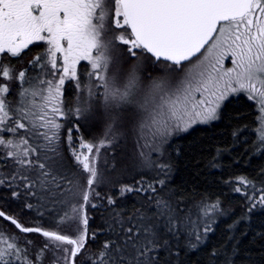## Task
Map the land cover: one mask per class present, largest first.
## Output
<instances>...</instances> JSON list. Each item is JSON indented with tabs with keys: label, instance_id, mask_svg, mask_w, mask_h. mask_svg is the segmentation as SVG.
I'll list each match as a JSON object with an SVG mask.
<instances>
[{
	"label": "snow or ice",
	"instance_id": "6c2138e0",
	"mask_svg": "<svg viewBox=\"0 0 264 264\" xmlns=\"http://www.w3.org/2000/svg\"><path fill=\"white\" fill-rule=\"evenodd\" d=\"M38 42L46 50L30 64L43 62L51 79L36 78L24 87L26 71L16 72L0 60V159L13 167L0 185L7 181L8 187L23 189L39 208H58L62 215L57 229L68 231L27 227L3 211L0 217L21 233L41 235L46 242L40 252L52 251V264H81L78 257L89 239H95V233L89 236L87 209L98 207L93 198L103 199L95 187L100 153L112 149L114 156L121 137L135 134L134 148H142L145 138L165 142L194 125L216 121L225 102L244 93L259 105L258 139L264 144V0H0V56L19 57ZM226 58L231 67L225 66ZM82 61L90 65L88 76L95 82L86 99L77 71ZM13 81L20 86L14 101L8 99ZM66 82H75L80 94L77 120L103 127L98 144L81 138L79 148L68 129L71 164L60 137ZM137 185L121 184L119 195L151 191L147 204L127 220L117 214L108 238L84 264H172L162 254L171 257L180 240L195 252L212 231L206 225L202 235L195 227L192 207L208 216L218 204L190 207L164 180L156 181L159 188H145L142 181ZM12 195L19 197L20 192L13 190ZM248 199L249 212L264 208V195ZM107 204H116L114 195ZM36 259L42 260L39 253ZM0 264L34 262L12 236L0 233Z\"/></svg>",
	"mask_w": 264,
	"mask_h": 264
},
{
	"label": "trees",
	"instance_id": "16d2710c",
	"mask_svg": "<svg viewBox=\"0 0 264 264\" xmlns=\"http://www.w3.org/2000/svg\"><path fill=\"white\" fill-rule=\"evenodd\" d=\"M44 51L40 44L30 45L23 50L21 55L16 58L1 56L5 64L12 65L16 72L25 70L27 76L36 77L42 74L45 67L43 62L33 66L30 61ZM43 69V70H42ZM87 66L83 63L78 68L81 83L90 87L89 77H87ZM29 78V77H28ZM32 80V79H31ZM31 80L29 82H31ZM28 82V81H27ZM27 84V83H26ZM17 90L19 85H16ZM17 93V91H16ZM86 99V94L84 92ZM62 100L66 116L62 127L63 143L61 147L63 154L71 164L72 158L67 151L68 129L71 128L72 137L75 140L82 138L89 143H95L103 138L99 131L93 127L88 128L84 119L77 120L73 116L74 108L78 107L80 94L77 91L75 82H67L62 89ZM72 111H69V110ZM256 126V112L250 102L242 97L232 100L225 104L221 111L219 121L210 126L197 127L173 140L171 146L167 148V158L162 161L168 165L167 189L182 194L189 206L198 202H218L223 209L230 211L228 216L220 219L208 233L204 242L193 252L184 248V240H180L173 250V255L169 257L162 254L165 259H171L172 264H226L235 261V264H264V212L247 213L241 205L244 203L242 196L235 194L231 182L234 178H246L254 185H264V151L259 152L254 129ZM77 127L79 131H77ZM95 129V130H93ZM69 149V148H68ZM112 154L109 151L100 153L99 169L100 182L96 190L103 199L93 198L97 208L88 207L89 217L88 232L91 237L95 233V239H89L84 253L78 257L81 264L87 260L102 246L107 239L109 224L112 219L119 214L125 220L136 215L137 209L145 205V197L139 198L138 193L134 197L118 196L116 187L121 184H133L142 175H133V170L118 169L117 174L108 172V165ZM13 167L10 161L0 159V179L10 176ZM76 172L73 167L69 172ZM119 175V180L115 177ZM132 176V177H129ZM164 180V176L160 177ZM13 190L20 192L19 197H13ZM114 195L115 205L107 204V197ZM147 202V201H146ZM27 203H32L33 208L28 209ZM0 211L7 216L15 217L21 224L27 227L40 226L47 230H59L64 233L68 229L60 226L57 229L59 215L58 208L48 205L39 208L35 199L26 197L23 189H16L0 185ZM40 213H43L41 215ZM0 233L12 236L19 244L22 252L34 262V264H52L53 252L46 251L41 253L45 239L37 233H21L14 225L0 217ZM31 241V243H29ZM184 248L183 251H176ZM217 251L219 257L213 258L211 253ZM38 253L42 260H37Z\"/></svg>",
	"mask_w": 264,
	"mask_h": 264
},
{
	"label": "rangeland",
	"instance_id": "374dc122",
	"mask_svg": "<svg viewBox=\"0 0 264 264\" xmlns=\"http://www.w3.org/2000/svg\"><path fill=\"white\" fill-rule=\"evenodd\" d=\"M35 44L42 45L44 47V51L42 53L45 52L47 46L43 42H38ZM0 60H1V56H0ZM81 63H83L87 66L88 72L91 70L90 65H88V63L86 61H82ZM80 64L77 66V71H78V68L80 67ZM225 66L231 67L230 58H226ZM125 68H127V65L125 66ZM49 71H50V69L45 67V69L43 70V73L38 74L35 78L31 77V75L29 74L27 76V81L29 82L31 79L34 80L36 78L51 79L52 77L47 75V73ZM88 72H87V77H89ZM156 74L157 73H155V72L153 73V75H156ZM89 81H90L89 83L91 84V86L95 83L90 78H89ZM28 82H26L27 84L24 83L23 86L28 87L29 86ZM16 85H18V84L15 81H13L12 87H11V92L8 95L9 100L14 101V100L18 99V97L16 95L17 94L16 91L18 92L19 89L17 90ZM84 92H85L86 97H87V89L86 88H85ZM83 96L85 97L84 93H83ZM239 97H242L244 100L250 102L254 108V111L256 112V126L254 129V133H255L256 143H257V146L259 149L258 153H261L262 151H264V144L260 143V141L258 139V131L260 128V121L258 119L260 116L259 105L255 101L248 100L247 95L244 93H240V94L231 96L229 98V100L225 102V104H227L228 102H230L232 100L234 101ZM79 105H80V100L78 101V106ZM74 111H75V108H74ZM73 116H75L74 113H73ZM219 118L216 121L210 122L209 124L194 125L191 129H189L188 132L176 133L173 136L169 137L165 142H154L151 139L145 138V140L140 141V144L143 146L142 148H134V144L136 143L135 134H130L126 138L121 137L120 141H119V145L115 148V155L112 156V158L110 159L111 163L107 164L108 167H106V168H108V172L111 174H117L118 173L117 168H119L120 170L121 169L133 170L134 171L133 175L144 176V177L138 178V180H136V182H134L133 184H128V185H131L134 187L139 186V185H137L138 181H142L143 186L145 188H148L149 185H155L156 187L159 188V185H156V181L162 180V178H160V177H163V176L165 177L164 181L167 185V181H168L167 176H169V175H167L166 173L168 170H162L160 167L149 166V162H151L152 165H165L166 162L162 161V160L169 156V155H167V148H169L171 146V143H173V140H175L176 138H178L180 136L185 135L186 133H189L194 128L210 126L212 124H215L219 121ZM84 121H86V120L84 119ZM60 123L63 125L64 119L61 120ZM85 125H87L88 128H90V129H91V127H93L95 129H97L98 131L100 130L99 134L103 135V127L101 125H91L88 122H86ZM95 129H93V130H95ZM61 134H62V129L60 132V137H61V141L63 142L64 136ZM4 135L10 136L11 134H4ZM80 140H81L80 138L75 140L73 137L72 143L76 148H79ZM100 140H98L97 142H95L93 144H98ZM65 143L67 144V151L70 154V147L67 143V139L65 140ZM106 151H109L112 153V149H106V150L102 149V153H106ZM141 151H143V153H144L143 156L140 155ZM113 162H115L114 168H113ZM121 177L127 178L126 176L119 175V177H115L114 179L119 180ZM129 177H132V176H129ZM231 184H232L234 193L242 196V198L244 199L243 200L244 203L241 205L244 207V209L246 210L247 213H250L248 210L251 207V203H250L248 197H254V198L258 199L261 195H264V185L263 186H258V185L256 186V185H254V183H251V182H249L247 184H240L238 178H234V181H232ZM95 187H97V185ZM238 187L241 189L240 192L235 191V189ZM119 189H120V186H117L116 187V193L118 196H120L119 195ZM133 193H128V194H126V196H128V197L136 196V195L133 196L132 195ZM139 195H140V196H138L139 198H141V196L145 197V199L147 201L148 197L152 196L153 193H151V191H148L147 195H145L144 193H139ZM106 201H107V199H106ZM146 201L144 202L145 205L147 204ZM93 203H95V202H93ZM201 204H207V205L218 204L219 205L218 202H198V203H195L194 205H201ZM190 207H192V206H190ZM192 212H193L192 220L195 222V227L198 228L201 231V234L203 235L204 226L210 225L211 228L213 229L214 225L220 219L227 217L230 211H227V209L224 210L223 207H221L219 205V209L215 212H210V214L208 216H204V215L200 214L196 207H192ZM252 212H264V208H261L258 206L256 209L252 210ZM207 235H208V233H207ZM206 236L204 237V240L206 239ZM59 255H63V253H59ZM53 259H54V256H53Z\"/></svg>",
	"mask_w": 264,
	"mask_h": 264
},
{
	"label": "water",
	"instance_id": "95a60500",
	"mask_svg": "<svg viewBox=\"0 0 264 264\" xmlns=\"http://www.w3.org/2000/svg\"><path fill=\"white\" fill-rule=\"evenodd\" d=\"M2 219H4L3 217H1ZM5 220V219H4ZM6 221H8V220H6ZM8 222H10V221H8ZM15 227V226H14ZM38 234V233H37Z\"/></svg>",
	"mask_w": 264,
	"mask_h": 264
}]
</instances>
